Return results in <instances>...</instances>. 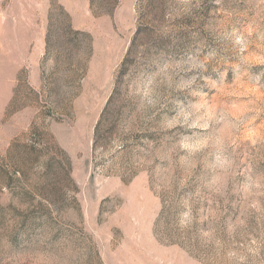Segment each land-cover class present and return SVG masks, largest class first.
<instances>
[{"label": "rangeland", "instance_id": "rangeland-1", "mask_svg": "<svg viewBox=\"0 0 264 264\" xmlns=\"http://www.w3.org/2000/svg\"><path fill=\"white\" fill-rule=\"evenodd\" d=\"M0 264H264V0H0Z\"/></svg>", "mask_w": 264, "mask_h": 264}, {"label": "trees", "instance_id": "trees-1", "mask_svg": "<svg viewBox=\"0 0 264 264\" xmlns=\"http://www.w3.org/2000/svg\"><path fill=\"white\" fill-rule=\"evenodd\" d=\"M133 55H134V46H131L127 53V57L124 59L121 65L120 72H119L120 77H122V75H124L126 70L128 69L129 63L131 62V58L133 57Z\"/></svg>", "mask_w": 264, "mask_h": 264}]
</instances>
